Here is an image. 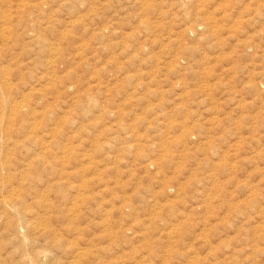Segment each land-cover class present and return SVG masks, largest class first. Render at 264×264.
<instances>
[{"label": "rangeland", "instance_id": "rangeland-1", "mask_svg": "<svg viewBox=\"0 0 264 264\" xmlns=\"http://www.w3.org/2000/svg\"><path fill=\"white\" fill-rule=\"evenodd\" d=\"M0 264H264V0H0Z\"/></svg>", "mask_w": 264, "mask_h": 264}]
</instances>
